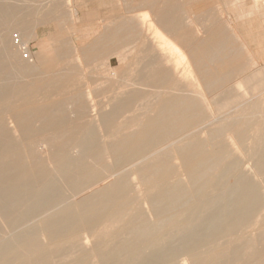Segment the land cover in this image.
<instances>
[{
    "label": "bare ground",
    "instance_id": "bare-ground-1",
    "mask_svg": "<svg viewBox=\"0 0 264 264\" xmlns=\"http://www.w3.org/2000/svg\"><path fill=\"white\" fill-rule=\"evenodd\" d=\"M248 1L247 7L245 3H240L239 7H246L242 11V17L251 14L253 9L254 11L257 9L256 12H258V8L264 5L261 0ZM235 5L237 6V3ZM179 10L177 1L167 3L163 10H157L158 18L155 21L160 28L157 27L154 31L153 39L147 37L150 40L144 49L146 50L143 59L144 66L138 71L139 75L133 80L129 77L127 81H124L126 86L122 82V89H119L115 94L110 93V97L108 95L107 105H110V109L109 107L108 110L104 108L105 110L101 114V125L112 137L108 143L102 139L101 126L90 118L91 112L95 109L89 110L85 107L83 94H75L69 99L63 97L61 100L39 102L35 98L37 95L34 94L35 89L32 86L35 83L29 86L14 79L16 75L9 68L10 61V64L7 63L6 65L2 61L4 56L0 54V236L4 234L3 223L17 224L10 240L6 241L8 236L0 239V264H54L55 257L62 251L65 253L67 247L65 245L68 241L64 246L59 244L51 248L43 247L44 250L39 249L43 243L41 244L40 240L36 239V223H33L35 228L33 226L27 227L31 225V223L28 224L31 219L45 217L43 228L48 233L47 235H50V238H59L68 234H71L72 237L76 229L93 228L99 220L115 214L130 218L126 224L122 225L118 240L115 243L112 242L113 246L110 249L100 254L99 260H102H100L102 264H125L126 258L129 259L127 264H181L179 262L181 254L190 256L193 264H225L226 260L233 264H264V259H257L260 249L257 244L258 250L255 245L249 249L247 243H238L239 240L237 243L234 242L235 244L231 247H225L226 250L224 248L223 250L218 249L222 238H226V241L232 244L234 241L232 236L235 233L246 232L247 229L261 220L259 217L264 208V198L258 185L250 176L251 174L249 175V172L244 171L248 165L243 164L238 157L232 155L231 148H228L229 143H224L225 137L221 140V135L224 134L221 132L223 128L228 127L230 130L229 126H233V129L235 126L237 130L238 128L244 130L246 121H249H245L247 117L223 121L224 125L222 123L221 125L224 127L210 130L212 132L208 140L202 139L198 134L192 135L207 120L208 113L205 115L207 111L204 114L205 109L203 110L204 100L199 99L198 92L194 91L196 89L192 90L186 84L184 86L179 80L173 79V77L176 78L177 73H170L173 68L161 66L160 60L168 51L171 56L167 57L171 59L174 57L177 63L185 62L188 53L184 52L181 45L172 39V37L182 38V42L188 47L187 50L189 49V56H191L193 63L198 66L199 71L207 73L205 63L208 59L209 61L212 59L211 63L213 64V59L220 54V49L223 48L222 45L227 36H224L222 31H212L207 39L191 42L189 35L181 33L184 24ZM12 11L5 3L0 4V25L16 15ZM136 26L138 27V24ZM143 26L142 29H145ZM211 26H213L212 23ZM101 34H103L101 38L100 36L97 37L100 38L99 43L96 40L93 41L97 42L93 47L94 49H102L103 53L116 50L117 46L120 45L119 43L128 42V40L137 37L135 22L132 24L127 19L115 22L112 28H107ZM0 35L3 36V32ZM155 35L158 39L160 38V42L157 40L156 43ZM155 43H160L161 46H156ZM122 45L124 46V43ZM156 47L162 48L160 60L158 54L155 55L158 52L153 54L151 51L152 49L156 50ZM60 50L58 49V51ZM58 51L56 52L58 53ZM90 51V54L86 51V55H91L92 58L93 52ZM97 51L101 53L100 50ZM6 53L5 55H7ZM59 54L61 53L59 52ZM12 55L14 54L12 53ZM54 58L56 59V56ZM170 58H165L167 61L162 59V62L166 61L165 64H168ZM121 59L123 60V57ZM19 62L21 61L19 60ZM187 63L189 65V61ZM22 71L26 74H34L37 68L32 67V65L25 66ZM261 74L260 72L257 75L248 74L244 76V80L248 82L260 81ZM214 75V73H207L205 76L209 88L213 87L217 81L218 83L221 81L219 86H222L228 79L226 75L216 77ZM178 78L180 79V75ZM45 83L46 86L48 82L45 81ZM231 88L226 87L223 94H220L223 91L219 92L220 95L224 96L221 99L226 102L225 104L230 101V96L233 93ZM13 96L15 97L12 99ZM149 96H155L158 101L151 103ZM71 100L77 104L76 117L73 118L69 115V110L66 109L68 101ZM139 101L149 106L147 110L149 112L139 115L135 113L132 121H140L139 128L137 127L138 129L134 132L124 134L122 127L126 125L119 123V117L123 113L131 111ZM232 103L234 104L231 102V105ZM6 113L12 115L10 121L15 123V127L6 122ZM36 122L40 124L35 125ZM236 129H234L235 133L239 131L241 133V130L236 132ZM245 135L246 133H241L240 139L244 140ZM41 145L47 147L46 155L41 153ZM174 146L180 153V158L177 159H181L179 161L180 166H178V161L173 160L175 156L174 153L172 156ZM75 148H78L77 154L73 153ZM255 155V168L258 171H264V145L255 151ZM109 157L112 161L109 160ZM182 166L191 181L195 195L202 199L203 209L198 215L197 221L194 220L196 222L186 224L183 228L175 230L170 238L168 237L166 241L162 242L161 237L163 235L158 236L160 231L162 232V228L164 231L165 226L167 227L166 224L172 223V219L176 217L186 219L188 216L187 206L193 200L194 195L179 179V171ZM132 173L138 175L141 173L142 176L139 178L143 182L140 180V183L149 184V187L147 185L148 189H161L160 187L163 186L156 194L151 197L149 195L150 198L146 197L151 203L155 215H153L154 219L150 218L145 211H134L142 202L137 201L139 194L138 197H132L134 205L131 206L130 191L133 190L131 189L132 185H136L135 182L132 184ZM113 176L114 179H112ZM230 181L232 184L230 183L231 186L227 189V183ZM84 188L86 190L91 188L93 191L91 193L88 191L89 195H83L84 197L77 199ZM137 190L134 196L137 195ZM145 190L144 192L142 190V193H145ZM148 191L146 193H149ZM75 205L80 208L79 212L74 210ZM47 213H51V215H46ZM99 224H96L97 227ZM93 229H97L98 232V228L95 226ZM262 229L257 232L260 233V238L264 239V229ZM8 232H10L9 229ZM103 233L105 234V231ZM235 238L241 239L242 237L237 236ZM71 239L73 240V237ZM79 239L80 237L75 241L79 242ZM59 241L57 240L56 243ZM258 241L261 240L258 239ZM263 242H261L263 245L259 244L264 247ZM251 243L249 245H252ZM158 244H160L159 247L155 248L154 246ZM80 246L81 250L85 249V247L82 248L83 245ZM203 249L208 250L209 255L205 256L202 252ZM248 250H250L251 255L247 256L246 263L242 259H245ZM32 252L38 253L32 258L25 259V256L24 259L23 257L21 259L22 255ZM98 252L100 251L98 250ZM71 253L73 252H69L68 255ZM72 256H76L75 252ZM224 256L226 257L225 260H223ZM61 261L63 262V260ZM70 262L68 264H72Z\"/></svg>",
    "mask_w": 264,
    "mask_h": 264
},
{
    "label": "rangeland",
    "instance_id": "rangeland-1",
    "mask_svg": "<svg viewBox=\"0 0 264 264\" xmlns=\"http://www.w3.org/2000/svg\"><path fill=\"white\" fill-rule=\"evenodd\" d=\"M4 1L6 3V6L11 11L13 8L12 12L13 13L15 12L14 14H16L19 17L18 18L15 15L13 16L14 18L13 17L9 18L4 24L0 25V34H2L3 32V36L0 35V49H1L0 54L4 56V59L2 57V61H4L6 65L7 63L8 64L11 63V65L8 66L11 69V71H13V73L16 75V76L14 75L16 77L14 79H17V81H21L22 84L29 86H31L32 83H35L32 86L33 89L36 90V91L34 90V94L37 95L35 96V98L39 102H50L54 100H61V98L63 97H67L69 99L72 98V96L75 94L78 93L83 94L85 98L84 99L85 107L89 110L95 109V111L91 112L92 115L90 116V118L101 126L100 128L101 136L103 141L106 143L110 142L111 141L110 139H112V137L108 135V132L101 125V114L103 110L105 109L108 110V107L110 109V105H107L109 101L108 95L110 97L111 94H115L116 92H118L119 89H122L121 87H123L124 81H127L129 77L131 80H133L136 76L139 75L138 71H140V69L144 66L143 59L145 57L144 55H146V50H144L146 49L145 46L148 43V40H150V38L153 39L154 36L153 34L156 28L157 27L160 28L157 21H155L158 18L157 10H161V9L163 10V8L167 5V3L169 4L171 1H177L180 7L179 11L182 15V20L184 24V27L181 30L183 32L181 33L186 34L187 36L189 35V37L191 38V42H197L199 40L207 39L212 31L224 32V36H227V39L225 43L222 45L223 48L221 47L220 49V54L214 57L213 64L211 63L212 59L210 61L208 59L207 63H205L206 64L205 68L207 70L206 72L212 74L214 73L215 74L214 77L218 75H226V77L228 76V79H226L225 83L222 84V86H219L221 81H219V83L217 81L215 82V85L213 87L211 88L208 87L206 83L207 78L205 77L207 73H205V71L202 72L199 71L198 66L195 63H193L191 56H189L190 55L189 49L187 50L188 47L186 44L182 42L181 40L182 38L172 37L174 42L181 45L184 52L188 53L186 55L187 59L185 58L186 60L185 62L182 61L179 63L175 62L174 57L172 58L174 60H172L170 57H167V56H171L167 51L166 53L164 52L166 56L164 54L163 55L165 56L166 59L170 58V62L168 63L169 64L168 65L165 64L167 60L164 58V56L162 55L163 56L162 59L163 60L165 59L166 60L165 62H162L163 60L160 57V55L162 54L161 53L162 48H160L161 49L160 50L158 47H156V50L152 49L151 51L153 54H155V52H158L155 55L158 54L157 55L158 59L159 60L161 59L160 60L161 66L163 67L166 66V68H168L169 66V69L172 68L175 69V70L172 69L173 71L170 70V73H174V74L175 72L177 73L176 78L173 77V79H175L176 81L179 80V82L182 85L183 84L184 86L187 85L192 90L196 89L194 91L198 92L199 99H202V101L204 100L203 102L205 104L203 103L204 104L203 110L205 109L204 114L207 111L205 115H207L208 113L207 115L208 117L206 116L207 120H205V122H203L198 128V130L194 131V134L192 135L198 134L202 139L205 138V140H208L212 132V131L210 132V130L211 129L215 130L224 127L223 121L226 122L229 120L232 121L235 118H242L244 116L247 117L245 121L249 120L250 122L246 121L247 124L245 125V128L243 126L244 130L239 128L237 130L234 126L236 132L241 130V133L243 134L246 133L245 135L246 137H244V140L240 139V134H241L240 131L238 133H235L233 126L231 127L229 126L230 130L228 129V127L223 128L221 130V132L224 133L221 135L222 137L221 140H223V138L225 137L224 143L226 144L227 142L229 143L228 148L229 147L231 148L232 155L238 157L240 162H242L243 164L245 163V165H248V168L244 169V171L249 172V175L251 174L250 176L253 178L254 182L258 185L260 192L264 198V171H258L255 168V161H256L255 151H257L264 145V73H263L264 72V5L263 6L261 5V7L258 8V12H256L257 9H255V11L253 9L250 12L251 14L242 17L243 14L242 11L249 4L248 0H234V1L233 0H156L155 2L154 0L153 2L152 0H0V4L4 3ZM261 2L262 4H264V0H261ZM233 3L235 4L237 3V6ZM240 3L241 4L245 3L246 7L244 6L239 7ZM245 12H247V10H245ZM19 13L21 14L20 16ZM125 19H127V21L130 20L132 24H134L135 22L137 37H134L133 40L132 39L128 40V42L124 41L123 42L124 46L122 45L123 43H119L121 46L120 45L117 46L116 50H111L112 52L106 51V53H103V51H101L102 49L96 48L97 50L101 51L100 53L96 49H94L93 46L97 44L98 40L103 36V34L101 33H104L107 28L110 27L112 28L115 22L119 20L122 21ZM152 20L154 21V23ZM112 22L114 23L112 24ZM211 23L213 26H211ZM137 24L138 27L136 26ZM141 25L142 26L144 25L143 27H145V29L144 28L142 29ZM21 28L22 29L24 28L23 29L24 31ZM21 30L23 33L21 32ZM16 32L20 33L22 39L25 42L30 43V47L34 53V60L32 62L24 60L21 56V51L15 46L13 42V34ZM98 36H100V38H97ZM148 36L150 37L149 39L147 38ZM159 39L157 36L155 37L156 43L157 40L160 42ZM94 40H96L97 42H93ZM122 46L124 47L123 49ZM156 46L160 47L161 45L160 43H158L156 44ZM2 49H4L5 52H7L6 53L7 55H5V52ZM58 49H61L62 52L61 50L58 51ZM90 50H92L93 52L92 58L90 57L91 55L89 56L86 55L87 52L88 54L91 53ZM56 51H58V53ZM59 52L61 54H59ZM12 53L14 55H12ZM8 55L9 57H6L7 58L6 59L5 56ZM10 55L12 56L10 57ZM54 56H56V59L54 58ZM122 57L123 60L122 59L120 60V58ZM19 60L21 62H19ZM187 61H189V65ZM31 65L32 67L37 68L36 73H34L36 75H34L33 73L26 74L22 71V68ZM259 72L262 73L260 77L261 79L260 81L248 82L244 80V76L248 74L257 75ZM179 75H180V79L178 78ZM186 75L187 77H185ZM203 78L204 79L206 78L205 81ZM45 81L48 82L46 86H45L46 84ZM124 85L126 86V83ZM232 85L236 88H231L233 87ZM226 87L231 88V90L233 89V93H234V94L232 93V95L230 96V101L228 104H225L226 102L221 99L224 96L220 95L226 91L225 89ZM220 88L222 89L220 90ZM221 91L223 92L219 94V92ZM14 97L15 96H13L12 99ZM202 97L205 99H203ZM149 100L151 103H155L158 101L155 96H151ZM68 102L69 103L66 105V109L69 110V115L72 116V118L76 117L75 109L77 108V104H74L72 100ZM231 102H234V104L232 103L231 105ZM206 104L207 107H205ZM148 108L149 106H146L139 101L135 104V106L132 108L131 111L123 113L124 115L122 114L121 117H119V123L121 125L122 124L126 125L123 126L124 128L122 127V131L124 132V134L131 133V131L134 132V130L136 131L139 128L141 122L140 121L135 122V120L132 121V119L135 117V113L139 115V114H144L145 112H149L147 111ZM231 108L234 110H232ZM5 118H6V122H8L10 125L12 124L15 127V123L10 121L12 120L11 114L6 113ZM221 123L223 125H221ZM34 124L39 125L40 123L36 122ZM40 150L41 153H43V155H46L45 153L47 152V147L45 145L44 147L43 145H41ZM77 151L78 148L73 149V153L77 154ZM173 151H172V156L173 153L175 154L173 160L178 161V166H180L179 161H181V159L177 160L178 157L180 158L179 150L174 146ZM109 160L112 161L110 157ZM141 176H142L141 173L139 175L136 173L131 174V178L133 181L132 184H134V182L136 184V185H132L131 189H133L134 191L133 190L130 191L131 198L138 197L139 194V198H137V201L140 202L142 201L140 204H138V206L135 208L134 211L135 212L137 211L140 212V210L145 211L146 214L148 213L147 215L150 216V218L154 219L153 217L155 215L153 214L151 203L149 199L147 200V198H150L152 195L159 192L163 186L160 187L161 189L152 188L153 190L152 191L151 188L148 189V187L150 186L149 184L142 183L143 184L142 186V184L140 183L141 179L139 178ZM114 178L115 177L113 176L112 179ZM179 179L184 183L186 188L189 191H191L190 193L194 195L192 198L193 200L187 206L188 216L186 219L182 217H176L172 219L173 221L172 223L166 224L167 227L165 226L164 231L162 228V232L160 231L158 235V236H160L161 234L163 235L161 237L162 242L166 241V238L167 239L168 237L170 238L175 230H179L183 228V226H185L186 224L196 222L198 215L201 213L203 209V202H201L202 199L197 195H195L191 181L183 166L179 171ZM141 182L143 181L141 180ZM230 183L232 184V181L227 183L226 186L227 189L231 186ZM136 190H137V195L134 196ZM142 190L143 192L145 190V193H142ZM88 191L91 193L93 189L91 191V188L87 190L86 188H84L83 190H81L77 199L82 198L83 195H87L89 193ZM147 191L150 194L146 193ZM144 194L145 195L147 194V196H145ZM131 201H132L131 206H133L134 205L133 198L131 199ZM140 205L142 206V208ZM263 209L260 213L261 215L259 218L261 220H259V222L255 223V225L247 229L246 232L235 233L232 236L234 238L232 244L228 243V241H226L227 240L226 238H222L219 244L220 248L218 247V249L223 250L224 248V250H226V248L231 247L233 244L237 243L240 240L238 243H244V242H245L244 244L247 243L246 245L248 246L249 249L252 248L253 245H255V248H257V250L259 249L258 247H260L259 255L257 256V259L263 260L264 247L262 246L263 244L261 242L264 241V239L262 238L263 239L262 240L260 238V233L257 232L258 230L260 231L262 228L264 229ZM74 210L79 212L80 208L77 205H75ZM51 213H47L46 215L48 214L51 215ZM115 215L113 216L110 215L108 217H105V219L103 218V220H99V222H96V224L100 223L99 227H97L96 224L94 225L95 228H98V232L96 231L97 229H93L94 226L93 228L91 227V228L76 229V231L73 232L72 237L74 241L78 240V237H80L79 242L76 241L74 242L71 239L72 238L70 236L71 234H68L69 236L66 235L64 237H59V238H52V237L50 238V235L48 236L47 235L48 233L43 228L45 217L43 218L37 217L35 219L29 220L28 224L31 223V225L27 227L31 228L33 226V223L34 224L36 223L35 225L36 239L38 241L40 240L39 242L41 244L43 243L42 246H40L41 244L39 243L40 244L39 246L41 247V248L39 247V249L41 250L45 249L43 247L51 248V247H55L56 245L58 246L59 244H62L64 246L65 243L68 241L69 246L68 243H66L67 245L65 246L67 247L65 249V253L64 251L59 253L55 257L54 264H59L61 260H63V262L61 261L62 264L63 263L66 264V262L68 264V262L70 261L72 262L73 260H74L73 262H75L76 260L74 264H78V263L80 264V262L81 264L82 263L102 264L100 263L101 259L99 260V258H101L100 254L110 249L113 246L112 242L115 243L118 240L122 225L126 224L130 218L129 216L125 217L118 214ZM262 215L263 217L261 218ZM180 220L182 221L180 222ZM184 220L186 221L184 222ZM189 220L190 222H187ZM5 224L6 223H3L4 234L3 236H0V239L6 238L8 236L6 238V241H8L14 235V230H16L15 228L17 224L8 223L6 224V227ZM7 228L10 230V232H8ZM28 228H24V229H28ZM80 229L82 230L80 231ZM102 231L103 232L105 231V234ZM165 232L166 233L169 232V233L166 234ZM263 232L261 231V233ZM239 234L241 235L239 236ZM111 235H112L111 237L112 239L110 238ZM37 236H39L40 238L39 237L37 238ZM234 236L235 237L238 236L239 238L241 237L242 238L238 239L235 238ZM255 236H257L258 238ZM68 237L70 238V241ZM56 239L58 241L60 240L61 242L59 241L58 243H56L57 242ZM258 239L261 241L257 242ZM98 241L101 242L99 243ZM248 242L249 243L253 242V243H251L252 245H249ZM80 243H84V244H80ZM259 243L262 245H260ZM71 244H73V247H71ZM78 244L83 245L82 248L85 247V249L81 250V246L80 245L78 246ZM256 244L258 245V247ZM159 245L160 244L155 245L154 247L158 248ZM247 246L246 249H248ZM68 250L69 252L72 251L73 253L68 255L69 253ZM98 250L100 252H98ZM77 251L78 253H76ZM207 251L208 250L206 249L202 250L205 256L209 255ZM249 251L250 250H248V253L245 254V259H242V261L246 263L248 260L247 256L250 254ZM74 252L76 256H72V254L74 255ZM37 253L38 252H35V254L34 252H32L31 254H24L21 256V259L22 257L24 259L25 256H26L25 259L32 258L36 256ZM79 255L84 258H81ZM89 257H91V259H89ZM92 257L94 258V261ZM225 258L226 257L224 256L223 260H225ZM126 259H125V264H127V262L129 261L128 258ZM179 262L181 264H193L192 259L187 254H181L179 256ZM227 263L233 264L230 261L226 260L225 264Z\"/></svg>",
    "mask_w": 264,
    "mask_h": 264
},
{
    "label": "built area",
    "instance_id": "built-area-1",
    "mask_svg": "<svg viewBox=\"0 0 264 264\" xmlns=\"http://www.w3.org/2000/svg\"><path fill=\"white\" fill-rule=\"evenodd\" d=\"M13 42L15 46L21 51V56L26 61L34 60V53L30 47V43L24 42L20 33L16 32L13 34Z\"/></svg>",
    "mask_w": 264,
    "mask_h": 264
},
{
    "label": "crops",
    "instance_id": "crops-1",
    "mask_svg": "<svg viewBox=\"0 0 264 264\" xmlns=\"http://www.w3.org/2000/svg\"><path fill=\"white\" fill-rule=\"evenodd\" d=\"M4 3H5V1H4ZM5 5H6V3H5ZM79 11V10H78ZM30 15V14H29ZM79 15H80V12H79ZM51 16V15H50Z\"/></svg>",
    "mask_w": 264,
    "mask_h": 264
}]
</instances>
